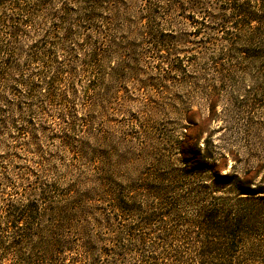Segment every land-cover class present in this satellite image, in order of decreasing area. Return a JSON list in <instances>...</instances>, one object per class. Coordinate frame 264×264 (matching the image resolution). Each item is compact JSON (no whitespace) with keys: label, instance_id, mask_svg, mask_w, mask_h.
<instances>
[{"label":"trees","instance_id":"16d2710c","mask_svg":"<svg viewBox=\"0 0 264 264\" xmlns=\"http://www.w3.org/2000/svg\"><path fill=\"white\" fill-rule=\"evenodd\" d=\"M190 25L196 29L188 33ZM202 28L214 33L202 37ZM219 32L230 45L226 59L262 70L264 0H0V264H235L245 248L264 250V186L224 173L208 143L200 148L218 118L215 96L199 125L189 110L186 121L198 131L167 153L136 151L133 138L91 127L110 118L123 84L142 75L148 60L158 78L152 82L198 87L188 73L195 58L222 85L223 55L206 56ZM56 51L69 56L67 65ZM77 73L90 78L85 99L73 114L79 96L69 85L56 124L65 123L63 150L78 133L69 178L41 183L44 163H20L29 153L41 157L32 132L44 128L32 120L53 111L57 87ZM42 99L44 107L33 104Z\"/></svg>","mask_w":264,"mask_h":264},{"label":"rangeland","instance_id":"374dc122","mask_svg":"<svg viewBox=\"0 0 264 264\" xmlns=\"http://www.w3.org/2000/svg\"><path fill=\"white\" fill-rule=\"evenodd\" d=\"M184 28L190 33L195 31L196 25ZM201 32L202 37L214 33L209 28H202ZM221 35V32L217 34L218 40L209 47L206 56L223 55L222 64L225 65V72L222 85L214 79L215 74L206 71L205 61L195 58L191 60V64H188V73L193 75L192 81L197 83L198 87L152 82L158 78L152 69L154 62L148 60V69L143 71L142 75L135 79H127L123 84L125 96L118 105H112L110 118L102 119L101 117L91 127L98 129V133L112 130V132L115 131V137L133 138L132 145L136 151L141 146H148V149L154 147L167 153L175 141L183 138L184 135H193L195 131H198L186 121V118L189 117L190 111L197 112L195 123L199 125L200 119L208 117V97L213 95L217 98L213 109L218 118L209 123L207 131L202 135L200 148L203 149L204 141L208 143L214 159L221 164L220 166H225L224 173H234L241 177L247 174L253 178L255 185L264 186V67L262 70H256L250 65L249 60L235 59L236 57L233 60L229 57L226 59L225 54L230 45L222 39ZM197 39L199 38H195ZM256 47L258 46L255 45L253 48ZM57 51L55 57L59 64L67 65L69 56L65 52ZM194 51L190 50V53ZM261 62L264 63V58ZM33 71L31 70V73ZM203 78L210 79L212 87L208 88ZM89 79L77 73L74 80L70 82L65 80L56 89L59 98L63 101L58 99L54 106L57 105L52 107L53 111L49 112L50 114L43 115L39 112L32 120L34 125H41L44 128L42 134L32 130L34 131L32 135L36 134L37 147L40 149L42 158L33 157L34 155L29 153V156L23 155L20 163L30 167L44 163L42 164L44 170L39 172L41 183L59 186L69 178L66 172L72 161L73 152L76 151L73 141L78 137V133H72L70 137L72 148L63 150L60 146L62 131H67L62 130L65 123L56 125L60 122L57 115L67 107V101H70L69 85L78 91L79 99L76 98L75 101L78 104L75 109H72L73 114H77L76 110L79 109L77 107H80V103L85 99H83V92L90 85ZM74 83H76L75 86ZM12 84L13 80L10 78L6 87H12ZM207 88H211V91ZM39 100L33 104L44 107L45 99H42L40 103ZM78 118H81V115H78ZM110 127L112 129H109ZM27 135L25 132L21 141H27ZM11 136H13L12 132L7 136L8 141L15 140L11 139ZM136 154L140 155L139 152ZM190 214L192 213L189 212ZM258 230V238L264 241V217L258 220ZM233 262L264 264V250L256 252L245 248L236 255Z\"/></svg>","mask_w":264,"mask_h":264}]
</instances>
